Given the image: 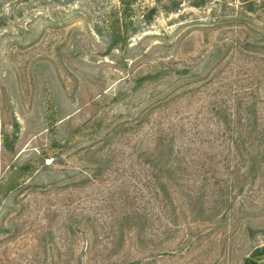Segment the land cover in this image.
Returning <instances> with one entry per match:
<instances>
[{
    "label": "rangeland",
    "instance_id": "rangeland-1",
    "mask_svg": "<svg viewBox=\"0 0 264 264\" xmlns=\"http://www.w3.org/2000/svg\"><path fill=\"white\" fill-rule=\"evenodd\" d=\"M176 1L133 36L127 65L91 56L104 49L90 28L118 0L7 8L0 264H243L264 244V0L257 13L247 0ZM151 4L133 0L127 13ZM162 64L168 73L132 89L129 77ZM184 67L192 76L177 78ZM128 105L132 116L151 105L137 133L124 126ZM160 117L196 126L187 160L148 162ZM53 137L72 140L46 166Z\"/></svg>",
    "mask_w": 264,
    "mask_h": 264
},
{
    "label": "trees",
    "instance_id": "trees-1",
    "mask_svg": "<svg viewBox=\"0 0 264 264\" xmlns=\"http://www.w3.org/2000/svg\"><path fill=\"white\" fill-rule=\"evenodd\" d=\"M51 1H54L55 3L65 4L74 0ZM132 1L133 0H118V6H112V9L110 11H107V13L101 19L94 22V25L90 28L91 31L98 37V41L104 49V52H97V54L91 55L93 56L94 60H96V57H98V55L107 56L113 53H117L120 58H114L113 60H115L116 63L120 65H127L131 58L129 56L127 57V52L131 51L134 46L133 44H131L133 36L140 32L141 28L152 24L158 12L162 10L166 12L177 11V9L180 8L181 4V2H178L176 0L171 2L167 0H152L151 5L145 6V12L142 13L140 16L134 18L132 17V15L127 13V9L131 5ZM30 2L31 0H0V31L6 29L7 26H9L10 24V12L7 9L8 7H12V9H21V11H23L26 5ZM205 3L206 0H195L191 2L193 6L197 7H202L205 5ZM246 3L247 5L245 10L251 11L252 13H257V0H247ZM169 71V67L162 64L161 66H157L149 70L148 73L132 75L128 79L131 81V83L134 84L131 85L132 89H135L138 86L143 85L145 82H148L149 80H156L163 77L164 74L168 73ZM189 72V68L184 67L176 72V76L177 78H188L192 76ZM138 103L142 104V102L140 101H138ZM150 106L151 105H149L148 107H142L143 109H140L136 116H132L130 110L133 109V106L128 105L127 108L130 112L127 113L128 118L124 119V126L128 127V130H130V132L132 131L137 133L138 130L143 126V123L145 121V118H143V116L145 114L148 115L150 113ZM254 110L255 109H253V112H255L253 122H256L258 120V117L256 116V110ZM48 118V120L51 122L50 125L54 124V129L58 131L57 129L60 128V125L55 124L57 121L52 122V119L54 120L52 116ZM231 119L230 121H228L229 124L231 123ZM101 123L102 119L101 122H99V127L96 131L97 133H99V128H101ZM195 128L196 126L186 128V125L184 123L179 125L175 121L165 123V121H163V117H160L158 120H156L155 125H152L150 128L155 131V134H153V139L155 143L153 150L145 152V154H147V156L149 157L148 162H151L152 165L155 167L160 160H167L171 162L187 160L188 151L192 146L191 144H194L196 142L194 137L198 133L193 132V129ZM177 129H181L182 131L179 132L177 131ZM223 136L224 134L217 136L216 138L217 140H219ZM70 138L71 137H62L60 139H56L55 137H53L52 143H50L48 148L44 149L41 153V159L43 160V164L46 166H52L62 163L67 156L64 154V152L67 148H69V143L72 140ZM217 140L215 139V141ZM239 140L242 141L240 137H238V139H236V141L238 142L237 145H239ZM3 141L7 149L13 148V144H10L9 134L7 132L4 133ZM178 142H180V144ZM48 149L58 150L52 156L53 159L50 163L45 162V157H47L48 155ZM131 155L132 154H130V156ZM254 159H256V157H254ZM25 168H31V164L27 163ZM168 171L172 172L171 169H168ZM152 185L153 182L148 179V181L144 184V189L147 192H151V190L153 189ZM146 188H148L149 190ZM263 260L264 244H259L256 245L247 256H245L243 264H264ZM129 264L136 263L132 262Z\"/></svg>",
    "mask_w": 264,
    "mask_h": 264
}]
</instances>
